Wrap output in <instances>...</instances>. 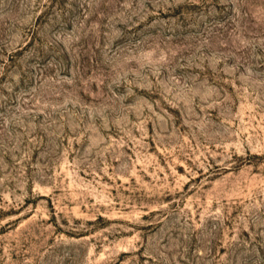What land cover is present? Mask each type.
I'll use <instances>...</instances> for the list:
<instances>
[{
    "label": "rangeland",
    "instance_id": "rangeland-1",
    "mask_svg": "<svg viewBox=\"0 0 264 264\" xmlns=\"http://www.w3.org/2000/svg\"><path fill=\"white\" fill-rule=\"evenodd\" d=\"M0 264H264V0H0Z\"/></svg>",
    "mask_w": 264,
    "mask_h": 264
}]
</instances>
